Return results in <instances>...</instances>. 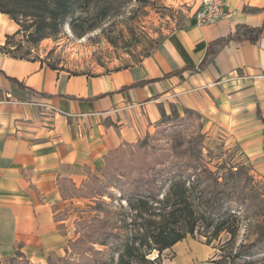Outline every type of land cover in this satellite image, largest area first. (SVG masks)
Listing matches in <instances>:
<instances>
[{"label":"crops","instance_id":"crops-1","mask_svg":"<svg viewBox=\"0 0 264 264\" xmlns=\"http://www.w3.org/2000/svg\"><path fill=\"white\" fill-rule=\"evenodd\" d=\"M192 21L136 65L92 77L0 51V261L17 250L30 259L61 250L53 215L63 208V183H81L110 152L135 143L173 93L222 134L234 130L264 163V30L255 44L227 39L237 25H263L264 0H227L218 22ZM8 29L0 13V48ZM184 67L193 69L165 78ZM149 80L158 81L120 91ZM162 264L220 263L214 246L186 237Z\"/></svg>","mask_w":264,"mask_h":264},{"label":"rangeland","instance_id":"rangeland-1","mask_svg":"<svg viewBox=\"0 0 264 264\" xmlns=\"http://www.w3.org/2000/svg\"><path fill=\"white\" fill-rule=\"evenodd\" d=\"M24 2L0 0L8 12L2 14L9 21L0 51L15 58L41 60L71 76L91 77L136 65L169 34L193 23L197 8V0H89L75 3L65 21L58 23L49 13L40 18L26 11ZM157 107L159 117L135 143L118 148L81 183H63V208L53 215L63 240L61 250L31 259L17 250L0 264H23L25 260L47 264L51 254L77 261L80 255H73L69 242L87 233L97 237L101 227L123 225L128 211H121L127 205L121 182L139 175L167 178L176 172V176L183 174L196 181L197 192H209L213 206L222 203L225 226L235 230L234 237L223 231L211 240L215 223L207 226L200 219L193 236L186 237L214 246L220 264L264 262V163L252 156L234 130L222 134L180 95L163 98ZM201 210L199 214L204 213ZM211 211L217 212L216 208ZM127 215L124 234L130 235L134 227ZM88 227L97 231L87 232Z\"/></svg>","mask_w":264,"mask_h":264},{"label":"trees","instance_id":"trees-1","mask_svg":"<svg viewBox=\"0 0 264 264\" xmlns=\"http://www.w3.org/2000/svg\"><path fill=\"white\" fill-rule=\"evenodd\" d=\"M25 2L21 4L26 11L35 12V16L42 18L44 13H49L53 22L63 23L72 12L71 9L75 3L83 2L87 4L89 0H25ZM0 12L8 13L1 6ZM263 30L264 23L261 27L237 25L233 34L227 39L232 36V38L255 44L258 42ZM223 41L224 38H220L211 42L207 48L206 58L211 54L212 47L221 44ZM205 64L204 60L198 68H202ZM192 69V67H184L167 74L165 78L178 76L184 71ZM156 81L158 80L138 82L123 87L120 91L143 87ZM112 153L108 154L105 162ZM159 165L164 164L160 163ZM153 168L154 166L151 167V169ZM176 174L177 172L167 178L158 177V179L155 175H139L128 178L131 179L129 182L128 179L124 183L121 182V195L125 196L127 204L126 208H121V211L123 214L128 211L132 217L130 226L134 227L133 232L130 235L124 234L125 228L128 226L125 224L127 213L124 220H122L123 225L119 228L104 229V227H101L97 237L94 234L87 233L85 236H79L75 241L69 242L73 255H76L75 257L80 255L77 261L75 258L64 259L54 257V254H51L46 260L47 264H162V253L171 249L186 236H193L200 219L206 222L207 226L215 223L211 240L223 231L234 237L235 230L225 226L227 216L224 205L221 203L213 206L209 192H197L196 181H191V178L184 177L183 174L178 176ZM207 207H209L208 210ZM199 208L204 213L199 214V211H197ZM214 208L217 212L211 211V214H209V210ZM214 215H217L216 218H218L215 221L213 220ZM88 228L87 232L97 231L91 227ZM207 244H210V242L207 241ZM95 246H98L99 249ZM154 252L157 255L151 257ZM15 258L17 257L15 256L12 259L15 261ZM247 263L252 264V262ZM23 264L30 263L25 260Z\"/></svg>","mask_w":264,"mask_h":264},{"label":"built area","instance_id":"built-area-1","mask_svg":"<svg viewBox=\"0 0 264 264\" xmlns=\"http://www.w3.org/2000/svg\"><path fill=\"white\" fill-rule=\"evenodd\" d=\"M227 0H199V5L194 13L197 25H212L224 15Z\"/></svg>","mask_w":264,"mask_h":264}]
</instances>
